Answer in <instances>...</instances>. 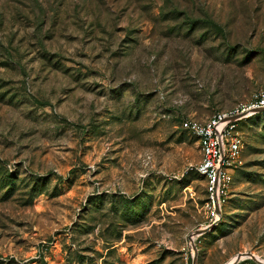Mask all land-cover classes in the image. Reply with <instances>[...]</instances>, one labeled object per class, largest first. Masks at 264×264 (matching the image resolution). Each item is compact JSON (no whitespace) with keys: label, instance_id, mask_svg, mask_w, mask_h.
I'll return each mask as SVG.
<instances>
[{"label":"rangeland","instance_id":"obj_1","mask_svg":"<svg viewBox=\"0 0 264 264\" xmlns=\"http://www.w3.org/2000/svg\"><path fill=\"white\" fill-rule=\"evenodd\" d=\"M261 90L264 0H0V264L264 261V114L203 235L184 128Z\"/></svg>","mask_w":264,"mask_h":264},{"label":"built area","instance_id":"obj_2","mask_svg":"<svg viewBox=\"0 0 264 264\" xmlns=\"http://www.w3.org/2000/svg\"><path fill=\"white\" fill-rule=\"evenodd\" d=\"M260 110H264V90L255 94L248 103L230 111L217 112L204 122H184V128L198 139L202 161L191 168L206 181V208L212 222L220 219L217 207L222 215L232 185V171L243 151L240 125Z\"/></svg>","mask_w":264,"mask_h":264},{"label":"water","instance_id":"obj_3","mask_svg":"<svg viewBox=\"0 0 264 264\" xmlns=\"http://www.w3.org/2000/svg\"><path fill=\"white\" fill-rule=\"evenodd\" d=\"M256 113H264V110H260V111H258V112H256ZM217 212H218V214L220 215V217H221V211L219 210V208L217 207ZM219 221V220H218ZM217 223L218 222H215L212 226H210V227H208V228H206V229H204V230H201L200 232H197V234L196 235H203V234H205V233H207L208 231H210L212 228H214L216 225H217ZM191 241H192V246H193V248L195 249V244H194V239H193V237H191ZM197 258H196V256H195V258H194V264H197V260H196ZM242 259H249V260H253L254 262H256V263H258V264H264V261L263 260H261L258 256H256V255H254V254H245V255H240V256H238L237 257V259H236V261L234 262V263H237V262H239L240 260H242Z\"/></svg>","mask_w":264,"mask_h":264},{"label":"bare ground","instance_id":"obj_4","mask_svg":"<svg viewBox=\"0 0 264 264\" xmlns=\"http://www.w3.org/2000/svg\"><path fill=\"white\" fill-rule=\"evenodd\" d=\"M197 237H193V239H194V242H195V239H196ZM235 259V258H234ZM234 259L229 263V264H231L233 261H234Z\"/></svg>","mask_w":264,"mask_h":264},{"label":"trees","instance_id":"obj_5","mask_svg":"<svg viewBox=\"0 0 264 264\" xmlns=\"http://www.w3.org/2000/svg\"><path fill=\"white\" fill-rule=\"evenodd\" d=\"M261 114H264V113H261Z\"/></svg>","mask_w":264,"mask_h":264}]
</instances>
